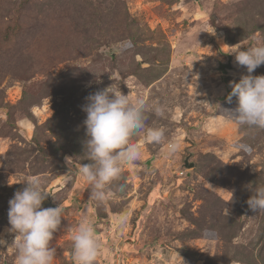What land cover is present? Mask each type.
<instances>
[{
  "label": "rangeland",
  "instance_id": "rangeland-1",
  "mask_svg": "<svg viewBox=\"0 0 264 264\" xmlns=\"http://www.w3.org/2000/svg\"><path fill=\"white\" fill-rule=\"evenodd\" d=\"M257 44L264 0H0V264H16L9 200L34 176L49 193L42 208L63 210L53 264H75L71 235L85 218L95 264H264V212L246 203L248 185L264 187V129L235 123L236 97L226 99L248 75L231 53ZM109 86L161 105L146 127L166 140L133 137L141 158L101 203L78 169L90 163L86 98Z\"/></svg>",
  "mask_w": 264,
  "mask_h": 264
},
{
  "label": "clouds",
  "instance_id": "clouds-1",
  "mask_svg": "<svg viewBox=\"0 0 264 264\" xmlns=\"http://www.w3.org/2000/svg\"><path fill=\"white\" fill-rule=\"evenodd\" d=\"M214 34V32H213ZM132 47L130 40L122 41L118 49L124 52ZM233 51L235 61L246 68L248 75L239 82H230L231 92L227 102L236 97L237 106L229 111L238 125L264 129V75L252 73L264 64V44H257L246 50ZM83 107L87 117L84 120L87 140L86 155L90 163L82 164L79 175L89 185V200L104 202L108 198V188L120 178L124 165H131L141 158V147L132 142L133 137L144 133L147 143H165L163 127H146L148 116L164 115V108L155 103L149 106L143 96L131 100L127 94L112 86L99 90L87 98ZM245 149L244 145H238ZM178 140L166 143V154L174 157L180 152ZM247 150V149H245ZM25 187L16 191L9 200V233L15 234L17 250L16 264H53L56 250L51 246L54 233L62 220V208L59 206L42 208L49 193L45 192L40 177H31L23 182ZM252 195L246 201L253 212H264V187L248 185ZM126 216L117 218V224L123 225ZM19 237V240L16 239ZM75 264H95L99 250V241L94 224L87 218L82 219L71 235ZM7 241L0 237V247Z\"/></svg>",
  "mask_w": 264,
  "mask_h": 264
}]
</instances>
